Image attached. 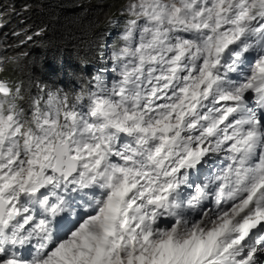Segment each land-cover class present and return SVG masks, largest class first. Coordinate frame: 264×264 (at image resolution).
Returning a JSON list of instances; mask_svg holds the SVG:
<instances>
[{"label":"snow or ice","instance_id":"1","mask_svg":"<svg viewBox=\"0 0 264 264\" xmlns=\"http://www.w3.org/2000/svg\"><path fill=\"white\" fill-rule=\"evenodd\" d=\"M129 13L110 87L0 81V264H264V0Z\"/></svg>","mask_w":264,"mask_h":264},{"label":"trees","instance_id":"2","mask_svg":"<svg viewBox=\"0 0 264 264\" xmlns=\"http://www.w3.org/2000/svg\"><path fill=\"white\" fill-rule=\"evenodd\" d=\"M127 1L0 0V78L18 84L23 103L39 87L84 79Z\"/></svg>","mask_w":264,"mask_h":264},{"label":"clouds","instance_id":"3","mask_svg":"<svg viewBox=\"0 0 264 264\" xmlns=\"http://www.w3.org/2000/svg\"><path fill=\"white\" fill-rule=\"evenodd\" d=\"M16 103L18 104V99L16 100Z\"/></svg>","mask_w":264,"mask_h":264},{"label":"rangeland","instance_id":"4","mask_svg":"<svg viewBox=\"0 0 264 264\" xmlns=\"http://www.w3.org/2000/svg\"><path fill=\"white\" fill-rule=\"evenodd\" d=\"M73 195H78V194H73Z\"/></svg>","mask_w":264,"mask_h":264}]
</instances>
